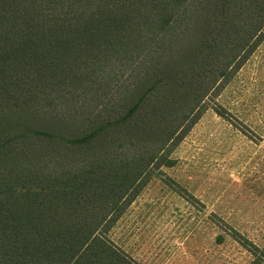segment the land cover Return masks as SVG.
Wrapping results in <instances>:
<instances>
[{"label":"trees","instance_id":"1","mask_svg":"<svg viewBox=\"0 0 264 264\" xmlns=\"http://www.w3.org/2000/svg\"><path fill=\"white\" fill-rule=\"evenodd\" d=\"M263 33L264 0H0V264H139L107 232Z\"/></svg>","mask_w":264,"mask_h":264},{"label":"rangeland","instance_id":"2","mask_svg":"<svg viewBox=\"0 0 264 264\" xmlns=\"http://www.w3.org/2000/svg\"><path fill=\"white\" fill-rule=\"evenodd\" d=\"M231 73L106 234L139 264H250L264 245V39Z\"/></svg>","mask_w":264,"mask_h":264}]
</instances>
